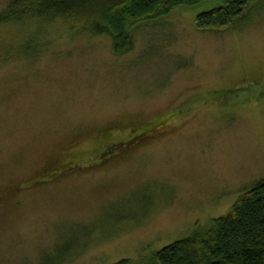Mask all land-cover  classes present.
I'll return each instance as SVG.
<instances>
[{"label": "rangeland", "instance_id": "374dc122", "mask_svg": "<svg viewBox=\"0 0 264 264\" xmlns=\"http://www.w3.org/2000/svg\"><path fill=\"white\" fill-rule=\"evenodd\" d=\"M215 6L137 25L122 55L62 19L0 26V192L22 190L0 201V264H153L264 178V0L223 31H198L195 15ZM129 115L164 122L114 174L36 185L73 147L92 156L86 130Z\"/></svg>", "mask_w": 264, "mask_h": 264}, {"label": "trees", "instance_id": "16d2710c", "mask_svg": "<svg viewBox=\"0 0 264 264\" xmlns=\"http://www.w3.org/2000/svg\"><path fill=\"white\" fill-rule=\"evenodd\" d=\"M3 1L6 4L0 11V26L10 22L18 23L25 18L37 20L40 26L62 19L71 27L79 26L82 32L110 36L112 52L115 55H122L131 50L132 30L137 25L146 21H156L176 7L192 6L203 1L213 2L215 7L195 15V28L198 31L220 32L241 18L251 2V0ZM35 32L29 34L24 40L25 44L28 45L33 40L31 36ZM71 246L69 241L68 248ZM61 258L62 255L58 256V259L50 264L63 263ZM152 261L153 264H264V178L242 193L225 214L214 217L207 229L203 230L196 225L188 236L156 250ZM111 264L133 263L127 258H122Z\"/></svg>", "mask_w": 264, "mask_h": 264}, {"label": "flooded vegetation", "instance_id": "af4514ba", "mask_svg": "<svg viewBox=\"0 0 264 264\" xmlns=\"http://www.w3.org/2000/svg\"><path fill=\"white\" fill-rule=\"evenodd\" d=\"M138 116L129 115L119 122H108L91 129L84 138H87L85 143L92 146L90 148L91 152L94 151L92 156L87 159L79 155L73 147L71 150L73 159L61 163L51 160L44 163L38 179H35L36 185L39 183L40 186L57 185L62 178L69 177L70 174L76 176L89 173L93 175L114 174L113 170L129 161L140 146L150 141L152 136L159 135V131L154 127L164 122L162 118L157 123L153 124L154 121H150L148 124L139 120ZM19 187L17 185L0 192V201L15 197L22 191Z\"/></svg>", "mask_w": 264, "mask_h": 264}]
</instances>
